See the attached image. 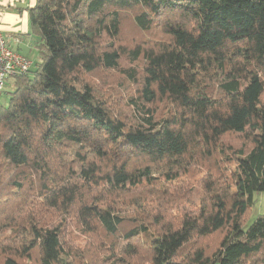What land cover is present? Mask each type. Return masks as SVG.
<instances>
[{
  "label": "trees",
  "instance_id": "1",
  "mask_svg": "<svg viewBox=\"0 0 264 264\" xmlns=\"http://www.w3.org/2000/svg\"><path fill=\"white\" fill-rule=\"evenodd\" d=\"M28 12L39 59L0 102L2 264H264V0ZM124 18L146 35L131 47ZM98 70L136 87L98 89ZM200 170L187 205L166 197Z\"/></svg>",
  "mask_w": 264,
  "mask_h": 264
},
{
  "label": "rangeland",
  "instance_id": "2",
  "mask_svg": "<svg viewBox=\"0 0 264 264\" xmlns=\"http://www.w3.org/2000/svg\"><path fill=\"white\" fill-rule=\"evenodd\" d=\"M145 37H146L145 33H142L134 26L133 22L131 21V18H124L122 20L121 32L117 41L120 45L124 47H131V45L134 44L137 40L144 39ZM122 64L125 65V62L122 61ZM88 78L95 86H97L98 89L110 90L113 93H116L117 96L119 97L130 94V92L132 93L133 92L132 87H136L135 85L127 81H124V78L119 75V72L98 70L92 75H90ZM10 81L12 83L11 78L7 80L8 84L6 83L3 91L0 92V102L5 101L6 98L5 95H7L5 91H9V88H11ZM113 85H116V88L114 90L111 89ZM130 109L131 107L127 106V101L125 100L120 110H117V112L121 113L122 115L128 114L131 117L132 112ZM160 109L161 108H159L158 113L160 112ZM242 140H243L242 137L229 136L225 139V142L227 144H232L234 147H239L242 145ZM201 171L202 170H200L199 172L193 171L191 173V177H185L182 180H179L174 187H171L174 192L170 195L168 193L166 197H172V198L174 197L176 198V200L179 201L180 205H184V206L187 205L186 202L183 201L187 200L188 195H191L190 191L192 189H194V197L198 192L200 193L199 180L203 178V174L201 173ZM193 186H195L196 188H192ZM181 196H183L182 197L183 199H180ZM148 198H150V196ZM263 209H264V192H261L255 195V206L253 209L254 212L253 216H255L256 213H262ZM106 239L108 241H110V239L116 240V237L106 236ZM0 264H2L1 260H0Z\"/></svg>",
  "mask_w": 264,
  "mask_h": 264
},
{
  "label": "crops",
  "instance_id": "3",
  "mask_svg": "<svg viewBox=\"0 0 264 264\" xmlns=\"http://www.w3.org/2000/svg\"><path fill=\"white\" fill-rule=\"evenodd\" d=\"M35 3L36 0H0V33L10 48L32 61V66L39 59L40 43L29 21L28 8Z\"/></svg>",
  "mask_w": 264,
  "mask_h": 264
},
{
  "label": "built area",
  "instance_id": "4",
  "mask_svg": "<svg viewBox=\"0 0 264 264\" xmlns=\"http://www.w3.org/2000/svg\"><path fill=\"white\" fill-rule=\"evenodd\" d=\"M31 66L32 61L10 48L0 33V91L5 87L8 78L27 71Z\"/></svg>",
  "mask_w": 264,
  "mask_h": 264
}]
</instances>
